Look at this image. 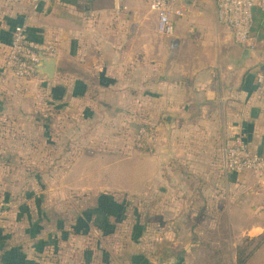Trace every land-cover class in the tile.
<instances>
[{
  "label": "crops",
  "instance_id": "crops-1",
  "mask_svg": "<svg viewBox=\"0 0 264 264\" xmlns=\"http://www.w3.org/2000/svg\"><path fill=\"white\" fill-rule=\"evenodd\" d=\"M148 4L0 0V75L16 26L59 49L51 78H9L1 88L0 264H65L49 242L48 209L69 194L119 189L174 204L175 230L186 220L223 221L225 237L235 238L228 264H264V174L224 175L218 163L237 135L264 155V94L256 83L264 75V13L253 12L258 47L250 52L220 24L203 40L184 36L207 12L216 17L215 0H187L171 37L157 32ZM142 117L158 124L148 152L134 146ZM91 150L98 158L86 156ZM118 152L131 168L124 183ZM161 210L148 218L164 217ZM197 223L180 233L202 238Z\"/></svg>",
  "mask_w": 264,
  "mask_h": 264
},
{
  "label": "rangeland",
  "instance_id": "rangeland-1",
  "mask_svg": "<svg viewBox=\"0 0 264 264\" xmlns=\"http://www.w3.org/2000/svg\"><path fill=\"white\" fill-rule=\"evenodd\" d=\"M147 7L148 18L152 20L155 15L150 4ZM193 23L184 35L193 41L203 40L211 30L221 27L212 11ZM85 154L89 158H98L95 153L87 151ZM114 154L120 169L119 180L127 182L130 164L122 152ZM41 192L44 195H40V199L45 201L46 189ZM67 196L64 200L60 197L61 203L48 209V234H52L49 242L57 250V259L65 264H228L232 249H235L231 245L235 238L225 237L224 227H221L223 221L211 227L209 221L186 220L180 231L175 230L179 224L174 220L175 205L150 204L148 192L133 196L126 189H119L103 194L94 191L87 196ZM160 208L167 213L164 217L148 218L150 211L157 212ZM193 222L201 226L195 230L203 231L205 236H196L194 230L192 234L188 233L190 235L180 233L190 230ZM200 239L202 243L198 242ZM256 246V242L248 245L242 259Z\"/></svg>",
  "mask_w": 264,
  "mask_h": 264
},
{
  "label": "built area",
  "instance_id": "built-area-1",
  "mask_svg": "<svg viewBox=\"0 0 264 264\" xmlns=\"http://www.w3.org/2000/svg\"><path fill=\"white\" fill-rule=\"evenodd\" d=\"M33 1L39 2V0ZM149 1L151 11L157 18V32L162 36H173L175 27L172 18L184 15V4L187 0ZM215 5L217 22L231 31L237 44L250 52L256 51L258 42L252 34L253 12L257 9L264 13V0H215ZM58 50L56 43H39L32 40L26 25L16 26L13 29L11 43L7 48L0 75V92L9 78L18 81H38L40 77H43L37 70L41 59H56ZM256 83L257 92L264 94V75H258ZM138 122L134 134V146L140 151H151L157 138L158 124L147 117L139 118ZM93 153L94 151H89V154ZM218 163L224 175L264 174V155L254 152L243 135L235 136L221 149ZM3 218L4 211L0 207V227Z\"/></svg>",
  "mask_w": 264,
  "mask_h": 264
},
{
  "label": "water",
  "instance_id": "water-1",
  "mask_svg": "<svg viewBox=\"0 0 264 264\" xmlns=\"http://www.w3.org/2000/svg\"><path fill=\"white\" fill-rule=\"evenodd\" d=\"M38 73L41 76L51 78L55 70V59H41V63L37 66Z\"/></svg>",
  "mask_w": 264,
  "mask_h": 264
}]
</instances>
